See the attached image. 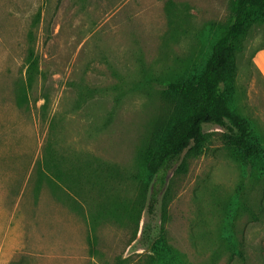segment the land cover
Instances as JSON below:
<instances>
[{"label": "rangeland", "instance_id": "1", "mask_svg": "<svg viewBox=\"0 0 264 264\" xmlns=\"http://www.w3.org/2000/svg\"><path fill=\"white\" fill-rule=\"evenodd\" d=\"M167 1L0 0V264L144 263L159 233L160 204L153 215L144 211L133 241V222L107 217L92 232V215L104 190L137 195L130 179L137 149L166 108L162 86L147 79L170 68L184 75L189 59H204L213 31L230 17V0H173L170 22ZM29 48L41 74L20 106ZM235 62L234 107L264 139V22L251 26ZM204 131L211 138L205 153L189 160L185 174L171 170L158 196L173 178L167 241L190 264H264V183L248 180L252 212L241 210L224 233L228 222L215 200L235 193L243 169L221 128ZM48 152L65 169L82 168L79 189L69 194L43 178L38 162ZM106 167L117 174L110 177Z\"/></svg>", "mask_w": 264, "mask_h": 264}, {"label": "trees", "instance_id": "2", "mask_svg": "<svg viewBox=\"0 0 264 264\" xmlns=\"http://www.w3.org/2000/svg\"><path fill=\"white\" fill-rule=\"evenodd\" d=\"M175 6L177 10V3L173 0H168L165 4L169 20L174 23ZM229 7L228 21L213 31L209 52L201 62L197 63L194 57L190 58V68H186L182 76L176 74V68H170L166 73L147 79L162 86L160 94L166 108L153 121L146 141L137 149V170L130 175V179L137 183V195L133 199H126L104 190L103 199L98 202L96 212L92 215V232L99 220L107 217L120 222H133V241L144 211L153 215L156 206L160 204L162 214L159 233L150 241L147 253L143 255V264H190L183 254L168 243L165 236L168 204L173 199V178L161 199L158 196L163 191L171 170L174 169V176L185 174L189 160L198 158L207 150L211 138L204 131L205 125L222 129L221 137L225 148L243 169L235 193L215 200L228 222L224 225V233H230L231 222L241 210L252 212V204L247 196L248 180L264 183V139L256 133L251 121L238 112L233 104L237 89L236 54L251 26L256 22H264V0H230ZM38 20L39 13L34 24ZM174 27L172 34L177 35V15ZM26 66L25 84L20 85L17 92V103L20 106L26 102L27 90L32 87L35 77L41 74L39 58L33 48H29ZM181 66H184V62ZM44 99L46 104L47 97ZM91 164L88 161L86 166ZM105 169L107 171V167ZM81 170L80 166L65 169L53 152H48V157L38 162V172L52 188L62 190L65 187L69 194L73 188H80ZM107 173L110 177L117 174L109 168ZM71 199L73 202L77 200L75 196V200ZM148 227V224H144L141 232L143 236L147 237ZM94 239L92 235L91 244L95 243Z\"/></svg>", "mask_w": 264, "mask_h": 264}]
</instances>
